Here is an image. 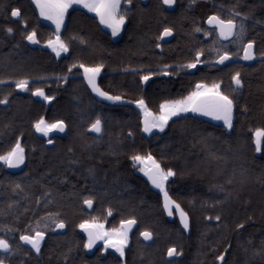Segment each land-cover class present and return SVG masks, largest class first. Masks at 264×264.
<instances>
[{
  "label": "trees",
  "instance_id": "trees-1",
  "mask_svg": "<svg viewBox=\"0 0 264 264\" xmlns=\"http://www.w3.org/2000/svg\"><path fill=\"white\" fill-rule=\"evenodd\" d=\"M14 7L20 17L11 16ZM233 13L245 26L242 37L220 43L204 34L208 15L229 19ZM183 16L176 26L178 64L194 61L197 51L207 61L228 51L233 60L178 74L174 81L155 76L144 84L140 77L148 63L140 59L138 21L129 41L125 34L111 39L95 16L71 8L61 32L69 50L57 56L40 45L51 31L33 0H0V100L7 98L0 103V154L19 138L26 157L16 174L0 162V237L12 249L0 254L4 264H264V149L255 151L252 140V132L264 128V0H198ZM32 30L39 43L24 39ZM248 40L254 42L252 64L240 60ZM80 64H103L98 86L125 103L98 100ZM237 71L242 88L233 91ZM213 77L234 100L232 128L186 114L170 119L163 131L143 133V116L133 101L143 98L157 112L163 101L180 99L195 82ZM21 79L29 80L24 92L15 87ZM36 88L53 99L34 95ZM40 117L65 122L67 134L52 149L33 126ZM97 118L102 132L94 136L87 128ZM137 154H151L163 169H173L165 189L187 213L188 229L175 212L167 215L163 193L142 178L140 165L131 159ZM85 199H92V210L84 207ZM93 218L107 229L135 218L137 229L123 257L100 248L86 255L79 224ZM53 220L64 221V233L56 231ZM33 229L45 232L38 254L19 239ZM145 230L152 233L150 243L140 235ZM170 247L179 255L168 261ZM221 254L224 259L218 260Z\"/></svg>",
  "mask_w": 264,
  "mask_h": 264
},
{
  "label": "snow or ice",
  "instance_id": "snow-or-ice-1",
  "mask_svg": "<svg viewBox=\"0 0 264 264\" xmlns=\"http://www.w3.org/2000/svg\"><path fill=\"white\" fill-rule=\"evenodd\" d=\"M36 7L39 9V14L41 17L50 20L55 25V34L50 37L45 43L56 53L57 56L61 52H67L68 44L61 38V28L65 24V16L68 13L69 9L72 8L74 4H80L84 8L88 9L90 12H94L99 18L101 24L107 25L112 29V35L115 36L121 25L125 23L127 19L126 13L121 12V0H33ZM165 5H172L174 0H162ZM125 4H130L131 0H124ZM239 13H233V18L222 19L219 15H209L207 17V23L209 25H215L216 31L219 33L221 38L227 39L229 37L238 36L242 37L245 32V26L243 22L237 24L235 19L236 16H239ZM12 17H20L21 11L19 8L11 9ZM8 33H12L13 29L11 27L7 28ZM195 31L199 32L201 29L197 27ZM173 33L171 27L163 28L160 33V37L170 36ZM205 35H210V33L205 32ZM24 39L33 42L39 43L37 40V34L35 30H32L27 33ZM252 40H248L246 44L243 45V59L251 60L253 59L255 53L253 52ZM156 47H160L159 44ZM202 55L201 51L196 52V58L193 63L186 65L188 68L196 67L197 63H200V56ZM232 54L228 51H224L218 55L217 61L223 63L229 59ZM261 56H264V51L260 53ZM83 69L84 79L87 81L88 85L91 87L92 91L97 93L99 96H102L111 101H120L123 98L119 95H111L109 92L103 91L96 82L97 75L101 72L103 64H96L95 66H86L84 64L79 65ZM152 73L148 75H143L140 77L141 81H147ZM58 79H60L58 77ZM232 82L236 85V91L242 84L240 73L237 71L232 77ZM29 85L28 79H21L15 82V87L17 89H26ZM34 95H39L44 97L45 100L51 101L52 96H47L44 93L42 88H36L34 90ZM7 98L0 100V103H6ZM143 113V131L151 132L154 128L161 131L164 130L169 119L173 116H176L178 113L187 112L191 110L192 112H201L204 115L211 116L213 119L223 120L224 126L226 128L233 127V108L234 100L221 91V84L219 82H213L211 85L199 82L196 84L195 89L188 93L187 96H184L177 100H165L159 105V112L153 113L149 110L145 104L143 98L133 101ZM37 132L43 133L45 136L48 135L53 129H58L59 131H64L65 122L63 120H57L53 123H47L44 117H40L39 120L33 125ZM91 129L95 132H101V120L97 118L91 125ZM252 140L254 143L255 151L260 152L264 149V128L257 127L252 132ZM48 143H52L51 140ZM24 149L21 147L19 138L16 140L15 144L10 148L9 151L4 154H0V162H4L10 167H16L24 162ZM132 161L139 162L141 165L140 170L144 172L149 180L154 184L164 195V209L168 212L169 215H172L173 208L180 214V222L183 225L184 229L189 228V218L186 212L177 204L171 197L168 195V192L165 189V181L169 177L175 175L173 169L168 168L167 170L163 169L161 165L155 160V158L148 154L147 156L134 155L131 157ZM19 187V185H17ZM84 204L89 207L92 206V199H85ZM111 209L108 210V214L111 215ZM96 218H93V221L84 220L79 224V227L83 229L87 235L88 240L84 244L86 249L92 248L93 244L97 240H103L105 248L111 247L114 248L121 257L125 255V246L128 244V231L132 228L134 224L137 223L135 218H130L127 220L120 221L119 228H113L109 230L104 229L103 223L95 222ZM217 221L220 220V216L215 217ZM56 228H64L65 224L63 220H53ZM237 227H242L238 225ZM39 228V225H37ZM146 240L150 239L152 233L150 231H143L140 233ZM45 237V232L42 230L33 229V234H23L19 237L21 241H25L32 246L37 252L40 251L41 241ZM0 249L5 252H10L11 246L8 240L0 237ZM176 253L174 247H170L167 250V254L172 256ZM179 255V253H176ZM218 260H223L224 256L221 254L217 257ZM0 264H4V260L0 259Z\"/></svg>",
  "mask_w": 264,
  "mask_h": 264
},
{
  "label": "flooded vegetation",
  "instance_id": "flooded-vegetation-1",
  "mask_svg": "<svg viewBox=\"0 0 264 264\" xmlns=\"http://www.w3.org/2000/svg\"><path fill=\"white\" fill-rule=\"evenodd\" d=\"M196 1H198V0H174V3L172 5H165V4H163L162 0H131L130 4H125L124 0H121V2L123 4L121 12L126 13L127 19L125 20V23L123 24L120 36L122 34H125L127 40L129 41L130 40V34L133 30L134 21H138V33H140L139 41H140V46H141L140 59H141L143 64L148 63V67L143 68L142 74L148 75L149 73H152V75L149 77V79L147 81H142L144 84H146L147 82H150L155 76L164 77L165 79L169 78L170 80L174 81L177 79L178 74L193 75L197 72L198 69L205 67L208 64H213L214 66L223 67L224 65L228 64L229 62H231L233 60V57L231 55L230 60L219 65L216 63L218 56H216L215 58H213L210 61L209 60L207 61L204 59L203 55H201L200 61H202V62L197 63L196 67H194V69L188 68V67H186V65L189 63H193L195 60L191 61V62L185 61V63H181V64L177 63V45H178V37H177V32H176L177 20H178V18L184 17L183 16L184 14H188L189 8L193 7L194 4L196 3ZM72 8H74V7H72ZM76 8H79V7H76ZM80 9H82V8H80ZM37 11H38V9H37ZM84 11H86V10H84ZM87 13L96 17L99 24L109 34L111 39H118L120 37L119 36L118 38H113L112 30L106 29L105 25L100 23L99 18L96 15L91 14L89 12H87ZM38 14H39V11H38ZM210 15H213V14H210ZM39 17H40V15H39ZM207 17L204 20L206 32L210 33V35H207V37H210V36L215 37V40L217 42H220V43H229V42L234 41V39L237 36H233L232 38H230L229 40H226V41L220 40L216 29L210 28L206 25ZM65 19H66V16H65ZM41 20H43V19H41ZM49 21L50 20H47V19L43 20L44 24L48 25L50 27L49 31H51L50 36L52 37L55 34V25L53 23H50ZM63 27H64V25L61 28V32L63 30ZM165 27H171L173 29V33L170 36L160 37V33L162 32L163 28H165ZM44 43L45 42L40 43V45L48 48L47 46L43 45ZM157 44H159L160 47H156ZM48 49L50 50V48H48ZM253 52H254V46H253ZM185 57H186V60L192 59V56L190 54H186ZM195 58H196V56H195ZM240 58H241L240 60H242L244 63L252 64L255 61L256 56L252 62L250 60H244L243 59V48H242V50L240 52ZM83 77H84V72H83ZM199 82H203V83L219 82L220 84L222 83L217 78L213 77L212 79L207 80V81L195 82L193 88H195L196 84ZM231 84L234 88H236L234 86V83L232 82V80H231ZM241 88H242V84L238 88V90H241ZM24 90L25 89H23L22 91L20 90V91L24 92ZM173 100H177V99H173ZM136 108L138 109V111L141 112V109L139 108V106L136 105ZM158 111H159V109H158ZM151 112H153V111H151ZM153 113H156V112H153ZM141 114L143 116L142 112H141ZM191 115H194V114H191ZM194 116L201 118L203 120H206V121L213 123V124H222V123H216V122L211 121L209 118L211 116H207V115H204V117L199 116V115H194ZM142 128H143V126H142ZM101 132H102V130H101ZM66 134H67V129H66ZM66 134L64 136H58V135L53 134L49 137H44L42 134V137L44 139V143H45V146L47 147V149H52L56 144V141H57L56 139L57 138H63L66 136ZM49 140H51L52 143H48ZM24 157H25V154H24ZM24 160H25V164H26V157ZM142 173H141V176H142ZM83 205H84V203H83ZM84 207L90 211V210H92L93 204L91 207H89L88 205H84ZM136 229L128 237V240L134 234ZM65 230H64V232H65ZM64 232H62V233H64ZM42 241H41V243H42ZM86 242L87 241L85 238V243ZM99 247H101V246L98 244L95 251L97 249H99ZM92 254L89 255V257L92 256Z\"/></svg>",
  "mask_w": 264,
  "mask_h": 264
},
{
  "label": "water",
  "instance_id": "water-1",
  "mask_svg": "<svg viewBox=\"0 0 264 264\" xmlns=\"http://www.w3.org/2000/svg\"><path fill=\"white\" fill-rule=\"evenodd\" d=\"M50 23H52L51 21H49ZM206 25L208 26V27H210V28H215L216 29V26L215 25H209L208 23H207V20H206ZM105 28L106 29H109V30H112L111 28H109L107 25H105ZM217 34H218V36H219V33L217 32ZM219 38H220V40H222V41H226V40H229L230 38H232V37H229V38H227V39H224V38H221L220 36H219ZM200 59V58H199ZM255 59V56L253 57V59H251L250 61L252 62L253 60ZM228 60H230V57H229V59ZM228 60H226L225 62H227ZM225 62H223V63H225ZM217 64H219V65H221L222 63H219L218 61L216 62ZM192 69H194V68H192ZM97 77H98V75H97ZM97 77H96V82H97ZM85 80V79H84ZM85 83L87 84V86L89 87V89L91 90V92H92V94L98 99V100H100V101H103V102H106V103H108V104H113V105H121V104H124V102H125V100H120V101H111V100H108V99H106V98H104V97H102V96H99L97 93H95V92H93L92 91V89H91V87L88 85V83H87V81L85 80ZM234 86L236 87V85L234 84ZM21 91L23 90V89H20ZM2 105H5L6 103H1ZM101 130H102V123H101ZM142 131H143V128H142ZM153 131V130H152ZM152 131L151 132H144L143 131V133L144 134H146V135H149V134H151L152 133ZM87 132L89 133V134H92V135H94V136H99L100 134H101V132H99V133H97V132H95L93 129H91V127L89 126L88 127V129H87ZM43 134V133H42ZM53 134H55V135H58V136H64L65 134H66V127H65V129H64V131H59L58 129H53L52 131H50L49 133H48V135L47 136H45L44 134H43V136L44 137H49V136H51V135H53ZM24 165H25V160H24V162L22 163V164H20V165H18V166H16V167H10V166H8L7 165V168H6V170L8 171V172H10V173H13V174H16V173H20L23 169H24ZM142 178L151 186V187H153V188H155V189H159V188H157L154 184H152V182L149 180V178H148V176L143 172L142 173ZM162 203H163V207H164V195L162 194ZM84 205H86V204H84ZM172 208H173V212H175V214H176V216L181 220V218H180V214H179V212L178 211H176L175 210V206L173 205L172 206ZM165 210V209H164ZM165 212L167 213V215H169L168 214V212L165 210ZM172 212V213H173ZM65 228V227H64ZM64 228H55L56 229V231H58L59 233H62V232H64ZM137 228V223L136 224H134L133 226H132V228L131 229H129V231H128V237L132 234V232L135 230ZM80 232L82 233V235L86 238V241L88 240V235H87V233L83 230V229H81L80 228ZM142 237V239L146 242V243H150L151 241H152V236H151V238L150 239H145L143 236H141ZM98 241L99 240H97L96 242H95V244H93V246H92V248H90V249H86L85 248V253H86V255H91L94 251H95V249H96V247H97V245H98ZM20 242H21V244L23 245V246H25L26 248H28V249H30L33 253H35V254H37L38 252L35 250V249H33L32 248V246L30 245V244H28L27 242H25V241H21L20 240ZM4 253H6L4 250H2V249H0V254H4ZM175 255H176V253H174L172 256H169L168 254H167V256H166V258H167V260L168 261H170V260H172L174 257H175Z\"/></svg>",
  "mask_w": 264,
  "mask_h": 264
},
{
  "label": "rangeland",
  "instance_id": "rangeland-1",
  "mask_svg": "<svg viewBox=\"0 0 264 264\" xmlns=\"http://www.w3.org/2000/svg\"><path fill=\"white\" fill-rule=\"evenodd\" d=\"M122 6H123V4H122V2H121V9H122ZM72 7H79V8H82V9L86 10L87 12H89V13H91V14L96 15L94 12H90V11H88V9L84 8V7H83L82 5H80V4H74ZM37 9H38V8H37ZM38 11H39V9H38ZM39 15H40V14H39ZM40 18L43 19V20H46V18H44V17H41V16H40ZM103 25H104V24H103ZM122 27H123V25H121L119 32H118L115 36H113V38H118V37L120 36V33H121V30H122ZM43 45L48 47V45H47L46 43H44ZM48 48H50V47H48ZM50 50L52 51L51 48H50ZM52 52H53V51H52ZM54 53H55V52H54ZM64 53H66V52H61L60 55H61V54H64ZM55 54H56V53H55ZM206 84L211 85L212 83H206ZM194 89H195V88H193L191 91H193ZM191 91H190V92H191ZM187 95H188V94H187ZM187 95H186V96H187ZM158 112H159V111H158ZM158 112H156V113H158ZM186 114H194V115H199V116L204 117V114L201 113V112H192L191 110H189V111H187V112H181V113H178L176 116H173V117H171L170 119L175 118V117L180 116V115H186ZM209 118H210V120L213 121V122H216V123H222V124L224 125L223 120L213 119L212 117H209ZM170 119H169V120H170ZM153 131H161V130H159V129H155V128H154ZM38 133L42 135L41 132H38ZM137 163L139 164V162H137ZM2 164L5 165V166L7 167V164H5L4 162H2ZM139 165H140V164H139ZM140 167H141V165H140ZM140 167H139V171L142 173V171L140 170ZM95 222L103 223V222H100V221H95ZM103 225H104V224H103ZM118 228H119V227H118ZM104 229H105V230H109V229H107L105 226H104ZM98 244L101 246V247H99L101 251L114 250L118 255H120V254H119L114 248H111V247H107V248H105V245H104L103 240H99V241H98ZM126 246H127V245H126ZM126 246H125V248H126Z\"/></svg>",
  "mask_w": 264,
  "mask_h": 264
}]
</instances>
